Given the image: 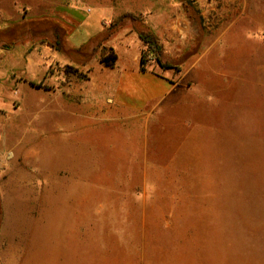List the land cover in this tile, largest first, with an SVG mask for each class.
Returning <instances> with one entry per match:
<instances>
[{
	"label": "rangeland",
	"instance_id": "rangeland-1",
	"mask_svg": "<svg viewBox=\"0 0 264 264\" xmlns=\"http://www.w3.org/2000/svg\"><path fill=\"white\" fill-rule=\"evenodd\" d=\"M182 2V30L176 36L161 25L157 37L162 59L185 62L164 70L147 64L180 80V100L150 112L121 111V152L99 142L100 129L118 128L107 118L95 133L74 124L59 128L71 137L96 135L95 149L81 153L78 164L61 157L49 185H16L22 202L15 200L0 233V264H264V0ZM77 6L28 22L17 14L0 30V50L37 55L38 49L46 57L40 82L51 102L55 87L68 84L67 72L77 75L79 101L87 100L80 92L87 64L110 51L103 48L111 36L121 41L131 27L119 20L107 39L90 41L119 18L83 1ZM145 20L140 15L134 26ZM40 40H60L59 52L71 61L43 52ZM20 81L8 86L11 96L19 92L14 99L23 92ZM31 94L29 105L0 115L18 123L25 138L49 112ZM1 214L0 202V227Z\"/></svg>",
	"mask_w": 264,
	"mask_h": 264
},
{
	"label": "crops",
	"instance_id": "crops-1",
	"mask_svg": "<svg viewBox=\"0 0 264 264\" xmlns=\"http://www.w3.org/2000/svg\"><path fill=\"white\" fill-rule=\"evenodd\" d=\"M80 1L91 5L87 9L100 10L111 20L124 16L121 26L122 22L128 19L132 27L121 31V41L111 36L104 45L103 49L111 47L117 55L112 67L105 66L99 61L101 54L87 64L90 70L85 84L81 87L82 90L80 89V92L87 95L84 102L79 101L76 95L79 93L78 78L72 72L66 74L69 75L66 86H56L53 90L55 100L51 102L47 99V87L40 82L46 73V57L40 56L38 49L35 50L37 55L25 52L15 54L11 46H7L6 50H0V115L6 117L7 110L29 105L32 101L30 97L32 92L38 94V108L49 110L39 116L36 131L29 133L27 138L21 132L18 123H7L6 118L2 120L3 122L0 120L1 235L4 233V226L8 225L15 213V200L18 203L22 202L15 193L16 185H49V177L60 170L61 157L66 158V161L69 158L70 164L72 162L78 164L77 158L82 157L83 152L85 157L91 155L98 139L105 149L121 152V111L127 114L150 112L164 103H172L176 98L179 100L181 98L178 91L181 88L180 80H173L157 71L140 70L143 42L133 26L135 19L141 15L142 18H146L145 21L148 23L144 22L157 36L161 25L165 28L171 27L177 36L187 16L182 0L181 7L174 5L175 0H0V30H7V26L13 23L17 14H21V20L26 19L24 22L30 17L68 14L77 11L79 7L77 4ZM128 15L136 18L131 20ZM97 40L99 38L93 41ZM57 41L47 45L40 40L38 44L43 52L46 48L52 49L57 58L66 62L71 61L63 57L59 49L54 48ZM195 53L191 50L187 55ZM15 57L18 58L17 61L14 60ZM178 61V64L185 62L183 57ZM195 62H191L189 68H194ZM34 66L37 67L36 72L32 69ZM2 67L5 68V72L1 70ZM15 71L21 72L24 77L18 76ZM188 71L189 69L184 71L181 77ZM17 81L22 83L23 92L18 99H14L19 92L12 89L11 96L8 86ZM105 118L118 128L111 130L114 126H109L100 129L98 132L102 135L97 137L98 139L96 135L93 137L88 133L71 137L57 132L59 128L71 127V124H74L82 128L88 127L87 129L90 127L95 133L97 127H94H103L99 124Z\"/></svg>",
	"mask_w": 264,
	"mask_h": 264
},
{
	"label": "trees",
	"instance_id": "trees-1",
	"mask_svg": "<svg viewBox=\"0 0 264 264\" xmlns=\"http://www.w3.org/2000/svg\"><path fill=\"white\" fill-rule=\"evenodd\" d=\"M130 16L131 20H134L136 17ZM124 17V16H123ZM123 17H120L117 21L113 22L110 26H108L105 30L107 32H102L100 35L96 37H91L90 41L96 40L99 38L100 40L107 39L111 33H112V27L116 26L118 24L119 20H122ZM136 20V19H135ZM141 25L136 27L133 26V28L137 31L140 39L143 42V48L141 49L140 54V70L146 71L147 70V64L155 62L161 69H168V68H176L178 66L179 61H166L162 59V49L161 44L158 40L157 35L154 33L153 29L146 23H140ZM57 49H62V43L57 41L56 45ZM79 48L78 50H81ZM110 51L108 53H102L99 57V61L104 64L105 66L112 67L115 64V61L117 59L116 53L113 51V49L110 47ZM34 84V83H32Z\"/></svg>",
	"mask_w": 264,
	"mask_h": 264
}]
</instances>
